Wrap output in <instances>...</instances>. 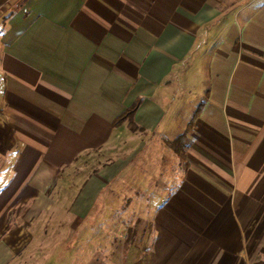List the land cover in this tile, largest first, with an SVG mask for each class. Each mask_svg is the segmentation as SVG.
Wrapping results in <instances>:
<instances>
[{
    "label": "crops",
    "instance_id": "0c3cea01",
    "mask_svg": "<svg viewBox=\"0 0 264 264\" xmlns=\"http://www.w3.org/2000/svg\"><path fill=\"white\" fill-rule=\"evenodd\" d=\"M112 210L110 264H264V0H1L0 264Z\"/></svg>",
    "mask_w": 264,
    "mask_h": 264
},
{
    "label": "rangeland",
    "instance_id": "374dc122",
    "mask_svg": "<svg viewBox=\"0 0 264 264\" xmlns=\"http://www.w3.org/2000/svg\"><path fill=\"white\" fill-rule=\"evenodd\" d=\"M115 212L117 213L118 211ZM113 213V210L106 211L104 218L95 227L90 228V225H86L88 227L83 228V232L81 231L78 236L72 235L63 242L60 240L55 242L59 246L57 249H54V256L46 264H110L109 256L113 252V244L110 246L109 239L112 240L113 237L111 236L114 233L113 225H111V215ZM94 216L95 213L93 211L90 214V218L86 220V223L91 224ZM88 228L90 229V233H88ZM113 236L119 237L118 234ZM80 237L83 238L80 239ZM100 245H103L105 248H101L102 246ZM105 254H109L108 258L103 259L100 257Z\"/></svg>",
    "mask_w": 264,
    "mask_h": 264
},
{
    "label": "trees",
    "instance_id": "16d2710c",
    "mask_svg": "<svg viewBox=\"0 0 264 264\" xmlns=\"http://www.w3.org/2000/svg\"><path fill=\"white\" fill-rule=\"evenodd\" d=\"M1 3V0H0ZM138 102L125 109L115 120V124L126 123L131 130H137L138 127L134 122L133 116L137 108ZM198 116V110L192 115L185 130L176 138L168 141L167 144L171 147L176 154L182 156L185 147L188 145V134L193 129L194 122Z\"/></svg>",
    "mask_w": 264,
    "mask_h": 264
}]
</instances>
